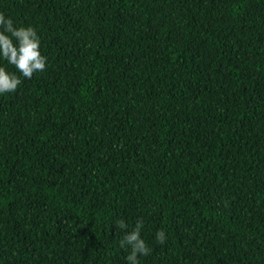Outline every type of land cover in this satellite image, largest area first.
Here are the masks:
<instances>
[{"label":"trees","instance_id":"1","mask_svg":"<svg viewBox=\"0 0 264 264\" xmlns=\"http://www.w3.org/2000/svg\"><path fill=\"white\" fill-rule=\"evenodd\" d=\"M47 57L0 95V264H264V0H0ZM166 242L156 240L159 230Z\"/></svg>","mask_w":264,"mask_h":264},{"label":"clouds","instance_id":"2","mask_svg":"<svg viewBox=\"0 0 264 264\" xmlns=\"http://www.w3.org/2000/svg\"><path fill=\"white\" fill-rule=\"evenodd\" d=\"M41 40L35 28L31 26H16L10 17L0 12V57L13 65L26 79H31L36 72H43L47 67V57L40 50ZM22 83L20 76L9 72L0 66V95L14 93ZM118 231H124L120 239V247L129 250L127 260L129 264H139L138 257H147L151 249L142 238L143 221L138 220L135 226L129 229L124 220L115 224ZM156 240L163 245L166 242V233L159 230Z\"/></svg>","mask_w":264,"mask_h":264}]
</instances>
